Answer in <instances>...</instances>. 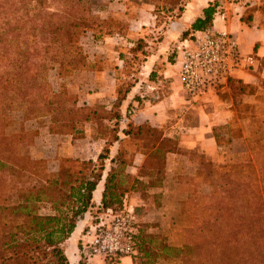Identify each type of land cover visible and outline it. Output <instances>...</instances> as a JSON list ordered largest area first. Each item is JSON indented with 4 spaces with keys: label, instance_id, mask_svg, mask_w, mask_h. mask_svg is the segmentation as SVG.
I'll return each instance as SVG.
<instances>
[{
    "label": "trees",
    "instance_id": "1",
    "mask_svg": "<svg viewBox=\"0 0 264 264\" xmlns=\"http://www.w3.org/2000/svg\"><path fill=\"white\" fill-rule=\"evenodd\" d=\"M187 1L163 0L170 12L177 8L176 17ZM51 3L54 9H50ZM219 6V0H214L203 7L202 14L182 31L179 41L206 30ZM96 28L119 34L127 29L114 18L94 13L86 0H36L35 5L27 0H0V196L10 189L19 191L17 203L0 204V264H70L64 248L76 222L86 212L91 214V224L82 230L84 235L101 217L122 209L128 175L121 156L110 159L99 203L94 202L92 192L102 178L109 145L118 139L123 115L133 111L127 109L124 113L120 109L132 83L119 89L109 106H92L78 104L76 94L68 89L53 90L49 81L50 70L62 78L87 65L79 37L84 30ZM136 43L134 50L139 49L141 38ZM177 51L175 45L167 56L173 65ZM157 67L149 72V79H155ZM226 83L237 89L243 87L233 77H228ZM14 108L21 109L25 120L49 116L50 132L72 130L73 136L82 132L80 124L93 121L102 132L113 129L115 136L110 142L103 139L102 152L96 159L98 168L89 175L65 170L44 179L45 183L28 185L19 178L22 172L31 171L36 161L22 150L27 131L21 128L7 133ZM122 132L147 143L158 142L154 154L163 156L168 150L186 153L176 139L162 137V131L149 123L129 120ZM247 147L250 155L242 162L214 163L202 153L190 155L198 172L186 208L199 220L198 237L172 246L163 234L147 231L149 225L158 223L156 218L148 221L138 216L132 264H158L174 257L184 264H264V129L247 140ZM132 187L144 190L143 181L135 178ZM154 201L156 206L161 205L159 198ZM45 205L51 211L38 212ZM82 239L77 241L81 253Z\"/></svg>",
    "mask_w": 264,
    "mask_h": 264
},
{
    "label": "crops",
    "instance_id": "2",
    "mask_svg": "<svg viewBox=\"0 0 264 264\" xmlns=\"http://www.w3.org/2000/svg\"><path fill=\"white\" fill-rule=\"evenodd\" d=\"M211 1L214 0H188L181 15L176 17L164 31L162 39L152 41V44L147 46L149 51L141 64L143 77H138L136 74L132 79V86L120 106L124 113L127 109H133L134 112L130 114V118L123 115L118 139L109 145L102 178L92 192L94 202L99 203L104 180L110 170V159L115 156L125 158L123 164L128 172L125 181L128 190L125 195L136 207L146 206L142 212L140 208H136L139 217L143 216L148 221L156 218L158 223L149 225L147 230L162 231L167 235L168 243L174 246L183 244L185 230L193 225L191 214L186 208V200L193 196V180L198 170L190 155L199 152L214 163L248 160L250 154L247 140L258 130L264 129V24L260 23L258 10L254 11L257 14L249 21L251 23L242 20L244 11L251 5L246 0L242 2L219 0L220 9L213 18L214 29H228L237 40L242 53L256 55L257 61L252 68H238L232 75L242 82L243 87L237 89L232 84L225 83L190 100L181 90L177 71L174 79H167L169 69L167 65L164 67V62L167 61L169 45L181 46V41L177 37L202 14L203 7ZM122 2L114 0L111 3H114V12L119 16L124 14V8L121 10ZM148 6L149 3H138L139 13L135 18L139 28L152 17ZM219 13L224 14V19L220 18ZM132 34L135 36L137 33ZM89 39L90 35L85 40L89 43ZM172 39L176 42L173 43ZM113 41L114 39L110 37L98 39L96 46H100L105 55L109 56V51L113 47L108 43ZM169 64L176 67V64ZM157 65L161 66L159 73L161 75L164 73V76L149 79V72ZM121 67L122 62L118 60L100 70L102 75L96 80L98 90L86 94L85 101L88 104L104 103L106 92L117 91L118 79L107 77L105 74H108V71L115 73ZM129 120L135 124L149 123L158 127L162 131V137L176 139L178 147L186 153L168 150L162 156L161 163L156 162V158L150 154L159 148L158 142L144 144L137 139V142H123L127 135L122 129ZM88 128L91 130L90 126ZM96 142L98 146L103 147L104 140ZM82 143L74 147L70 146L67 151L77 155L76 152L82 149ZM160 168L163 176L157 179ZM144 169L146 171L142 172ZM135 178L143 181L144 190L131 188ZM155 197L160 199V206L155 205ZM90 218L91 214L86 212L84 217L76 222L74 231L65 242V252L70 264L78 262L77 241L83 236L84 226L91 224ZM121 262L131 264L132 258L125 256Z\"/></svg>",
    "mask_w": 264,
    "mask_h": 264
},
{
    "label": "rangeland",
    "instance_id": "3",
    "mask_svg": "<svg viewBox=\"0 0 264 264\" xmlns=\"http://www.w3.org/2000/svg\"><path fill=\"white\" fill-rule=\"evenodd\" d=\"M27 1L29 5L36 4V0ZM112 1L114 0H86L88 5L92 7L93 12L98 14L100 17H111L124 24L127 27L125 34L106 33V30L104 28L86 29L81 33L79 37V44L84 51V54L86 55L87 65L83 69L62 78L57 76L55 70L49 71V81L51 88L53 90L68 89L69 91L76 94L77 102L80 105H90L85 101L86 94L88 92L98 90L96 80L102 75L100 70H102L107 65L110 66V63L113 61H121V69L115 71V73L108 71V74H105V76L118 79V89L116 92H106L104 96L105 102H97L92 106H109L114 99V96L117 95L118 90L121 89L122 91L128 88L130 83H132V79L135 78L136 74L138 77H143V73H141V64L143 61L144 53L148 51V47L146 48V46L152 44V41L156 42L162 39L164 31L176 18L175 15L178 12L176 7L172 9V12H170V10H168V4L164 3L163 0H124V2L120 0L122 2L121 10L124 8V14H122V16H119L116 12H114V3L111 4ZM235 1L242 2L244 0ZM246 1L251 5L244 11L242 20L246 21V23H251L249 21H251L254 18V15L257 14L254 11L258 10L259 18L261 20L260 23L264 24V0ZM139 2H144L146 4L149 3L150 6H148V10L152 15L151 18L149 17L150 19L145 21L141 28H139V24L138 22H136L135 18L136 14L139 13V11L137 10ZM50 5V9L55 8L54 3H51ZM134 32L137 33L135 36L132 34ZM89 35L90 42L88 43L85 39ZM105 37L114 39L113 42L108 43L110 44V47H113V50L111 49V51H109V56L105 55L100 46H96V40H100L102 38L104 39ZM180 37L181 34L177 37V39H180ZM137 38H141L142 43H139V49L134 50V47L137 44ZM174 41L175 39H172L173 43L176 42ZM143 45L145 47H143ZM169 46V52H171L175 45ZM164 63V67H166L167 65V68L169 69L167 79H174L176 77L177 67H172L169 64L170 62L168 60ZM160 68L161 66L159 65V67H157V70L155 71V79L156 77L164 76V73L162 75L159 73ZM182 91L186 95L187 99H195V97L187 95L184 90ZM131 113H133L132 110L130 112H127L126 115L130 118ZM49 124V116H42L39 118L25 120L22 118L21 109L14 108L10 111L7 133L18 132L21 130V128H23L24 131H27L28 137L26 136L27 138H25L24 142L21 144L22 150L26 152L32 160L36 161V163H34L33 166L30 167L31 171L22 172V177L19 178L21 182L25 181L28 185H40L42 182L45 183L44 179L51 178L58 173H63V171L65 170H70L72 172H75L76 174L89 175L93 169L98 168L99 161H97L96 159L97 155L102 152L100 151L101 147L98 146L96 141H102L103 139H106L108 142H110L115 136V131L113 129H108V131L102 132L101 128L99 129L98 124L93 121L83 122L82 124H80L79 127L82 129V132L75 133L73 136L72 130L69 133L50 132ZM121 124L122 121L120 122L118 130L116 129L118 132H120ZM88 126H90L91 130H89ZM136 139L141 140V142L144 144L147 143L145 142L146 140L134 137L133 135H127L124 138L123 142H137ZM80 142H83L81 145L82 149L80 151L77 149V155H74L75 153L72 154L67 151L70 146H77V144L79 145ZM197 153L198 152H194V154ZM150 155L156 158V162L161 163V154H154L151 152ZM123 161H125V158L123 159ZM124 167V173L128 175L126 166ZM158 176H163L162 168L159 169ZM18 201L19 191L17 189H10L5 194L0 196V204L2 205L15 204ZM187 204H189V202ZM134 206L135 208H140L141 212L143 208H146L145 205H139L137 207L136 205ZM50 211L51 210L49 206L46 205L41 206L38 209V212L42 214H47ZM138 213L139 211H137V215ZM191 217L193 225L192 227H188L185 230L183 244L187 242H193L194 240H196V237H198L197 235H199V232L197 230L199 220H197L193 216V214H191ZM107 218H110V216L108 215ZM87 231L85 233V236H81L83 238L82 244H85V247L87 246V241H89L90 236L92 235L94 230L90 226ZM147 231L163 234L162 231ZM163 235L166 236L167 239V235ZM76 253L78 254V262L76 264H79V262H84V264H127L121 262V260L119 259L108 260L107 258L103 259L99 256H89L87 253H85L84 248L82 249L81 253V251L77 247ZM158 264L184 263L179 258L174 257L168 258L163 262L159 261Z\"/></svg>",
    "mask_w": 264,
    "mask_h": 264
},
{
    "label": "built area",
    "instance_id": "4",
    "mask_svg": "<svg viewBox=\"0 0 264 264\" xmlns=\"http://www.w3.org/2000/svg\"><path fill=\"white\" fill-rule=\"evenodd\" d=\"M219 16L224 19L223 13ZM213 23L214 20L206 30L195 32L193 37L182 39L178 47L175 60L177 78L181 89L191 97L225 84L236 69L252 68L257 61L253 53L240 51L237 40L228 29H214ZM137 216L134 204L125 195L119 212L106 214L91 225L94 232L87 246L83 244L85 253L119 260L131 257L136 252Z\"/></svg>",
    "mask_w": 264,
    "mask_h": 264
}]
</instances>
